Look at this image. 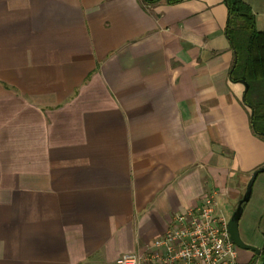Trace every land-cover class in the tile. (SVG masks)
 I'll use <instances>...</instances> for the list:
<instances>
[{"label": "crops", "instance_id": "crops-1", "mask_svg": "<svg viewBox=\"0 0 264 264\" xmlns=\"http://www.w3.org/2000/svg\"><path fill=\"white\" fill-rule=\"evenodd\" d=\"M226 21L224 0H0V264H116L208 193L235 206L264 138ZM244 204L261 250L264 171Z\"/></svg>", "mask_w": 264, "mask_h": 264}, {"label": "built area", "instance_id": "built-area-1", "mask_svg": "<svg viewBox=\"0 0 264 264\" xmlns=\"http://www.w3.org/2000/svg\"><path fill=\"white\" fill-rule=\"evenodd\" d=\"M217 208L216 193H208L175 213L162 236L144 252L124 253L116 264H242L238 247L229 238L228 220Z\"/></svg>", "mask_w": 264, "mask_h": 264}, {"label": "trees", "instance_id": "trees-1", "mask_svg": "<svg viewBox=\"0 0 264 264\" xmlns=\"http://www.w3.org/2000/svg\"><path fill=\"white\" fill-rule=\"evenodd\" d=\"M145 5L175 4L182 0H140ZM227 8L226 36L234 51L230 71L233 81L247 84L243 102L250 108L255 134L264 138V31L255 26L254 14L243 0H224ZM264 258V245L261 260Z\"/></svg>", "mask_w": 264, "mask_h": 264}, {"label": "water", "instance_id": "water-1", "mask_svg": "<svg viewBox=\"0 0 264 264\" xmlns=\"http://www.w3.org/2000/svg\"><path fill=\"white\" fill-rule=\"evenodd\" d=\"M243 83V82H242ZM245 85V88L247 87V84L243 83ZM264 171V166L259 167L258 169L254 170L248 183L246 186V189L244 191V193L242 194V196L238 199L236 207L234 208V210L232 211V214L230 216V218L228 219L227 222V231L229 234V238L230 240H232V242L240 249H245V250H250L253 252L254 255L259 256L261 254V250L256 247L253 246L251 244H248L246 242H244L239 234V229H238V223H239V219L242 213V206L243 204L249 199L250 196V192H251V187H252V183L254 181V178L256 177V175L259 172H263ZM260 264H264V258L261 260Z\"/></svg>", "mask_w": 264, "mask_h": 264}, {"label": "rangeland", "instance_id": "rangeland-1", "mask_svg": "<svg viewBox=\"0 0 264 264\" xmlns=\"http://www.w3.org/2000/svg\"><path fill=\"white\" fill-rule=\"evenodd\" d=\"M236 204H237V202H236ZM236 204L234 203V207L231 205L230 207H222V211L221 212H219V214H222L227 220L230 218V216H231V214H232V211L234 210V208L236 207ZM244 205L245 204H243V206H242V210H243V212L244 211H246V210H244ZM217 211V210H216ZM250 231H251V229H249ZM252 232V231H251ZM244 239H247V236L246 235H244V237H243ZM239 251H240V248H238V253H239ZM238 260H239V262H241L240 261V258H238ZM261 262V261H260ZM242 263V262H241ZM248 263V262H247ZM260 264V263H259Z\"/></svg>", "mask_w": 264, "mask_h": 264}]
</instances>
